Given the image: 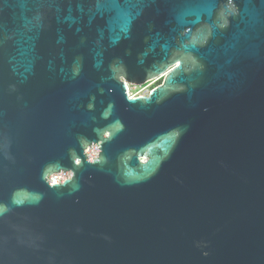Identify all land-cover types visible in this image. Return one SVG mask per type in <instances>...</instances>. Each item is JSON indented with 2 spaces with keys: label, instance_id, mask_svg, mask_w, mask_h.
Returning a JSON list of instances; mask_svg holds the SVG:
<instances>
[{
  "label": "water",
  "instance_id": "95a60500",
  "mask_svg": "<svg viewBox=\"0 0 264 264\" xmlns=\"http://www.w3.org/2000/svg\"><path fill=\"white\" fill-rule=\"evenodd\" d=\"M0 264H264V0H0Z\"/></svg>",
  "mask_w": 264,
  "mask_h": 264
},
{
  "label": "built area",
  "instance_id": "2783aa9c",
  "mask_svg": "<svg viewBox=\"0 0 264 264\" xmlns=\"http://www.w3.org/2000/svg\"><path fill=\"white\" fill-rule=\"evenodd\" d=\"M161 78H163V76L150 80L146 84L141 85V86L135 85L137 88H139L138 93L135 95H133L131 91L129 92V89H127L128 93L130 96L147 95L150 93V91L153 88L157 86V84L155 85V83ZM99 151H100L99 145L95 143L86 149V153L89 159L91 160H93L99 154ZM71 175H72L71 171H61L59 173L49 174L48 180L51 184L56 183V182L58 183V182H62L65 178L70 177Z\"/></svg>",
  "mask_w": 264,
  "mask_h": 264
},
{
  "label": "rangeland",
  "instance_id": "374dc122",
  "mask_svg": "<svg viewBox=\"0 0 264 264\" xmlns=\"http://www.w3.org/2000/svg\"><path fill=\"white\" fill-rule=\"evenodd\" d=\"M163 80H164V79L161 78L160 80H158V81L155 83V85H156V84H157V85L161 84V83L163 82ZM129 86H130V91H131V93H132L133 95H135V94L138 93L139 88H137L135 85H132V84H130Z\"/></svg>",
  "mask_w": 264,
  "mask_h": 264
},
{
  "label": "bare ground",
  "instance_id": "6f19581e",
  "mask_svg": "<svg viewBox=\"0 0 264 264\" xmlns=\"http://www.w3.org/2000/svg\"><path fill=\"white\" fill-rule=\"evenodd\" d=\"M130 84H128V89H129V92H130V86H129Z\"/></svg>",
  "mask_w": 264,
  "mask_h": 264
},
{
  "label": "snow or ice",
  "instance_id": "6c2138e0",
  "mask_svg": "<svg viewBox=\"0 0 264 264\" xmlns=\"http://www.w3.org/2000/svg\"><path fill=\"white\" fill-rule=\"evenodd\" d=\"M114 2L118 3V2H119V0H114Z\"/></svg>",
  "mask_w": 264,
  "mask_h": 264
}]
</instances>
